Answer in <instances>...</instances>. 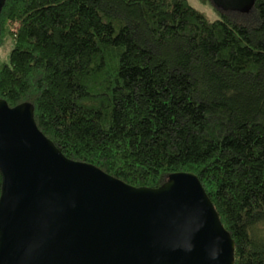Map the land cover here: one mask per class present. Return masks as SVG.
<instances>
[{
	"label": "trees",
	"instance_id": "16d2710c",
	"mask_svg": "<svg viewBox=\"0 0 264 264\" xmlns=\"http://www.w3.org/2000/svg\"><path fill=\"white\" fill-rule=\"evenodd\" d=\"M214 11L212 21L188 0H5L0 100L32 105L68 160L128 186L195 175L234 264H264V0L248 14Z\"/></svg>",
	"mask_w": 264,
	"mask_h": 264
},
{
	"label": "water",
	"instance_id": "95a60500",
	"mask_svg": "<svg viewBox=\"0 0 264 264\" xmlns=\"http://www.w3.org/2000/svg\"><path fill=\"white\" fill-rule=\"evenodd\" d=\"M211 2L239 14L256 4ZM0 175V264L235 263L234 241L195 175L138 189L72 162L39 131L30 104L0 100Z\"/></svg>",
	"mask_w": 264,
	"mask_h": 264
},
{
	"label": "rangeland",
	"instance_id": "374dc122",
	"mask_svg": "<svg viewBox=\"0 0 264 264\" xmlns=\"http://www.w3.org/2000/svg\"><path fill=\"white\" fill-rule=\"evenodd\" d=\"M188 2L194 9L204 13L210 20L213 21V20L218 19V15L214 11L213 5H211V4L210 5H202L198 0H188ZM11 47H12V43L6 45L5 48H7V50L10 48V50H11ZM0 53H1V50H0ZM8 57H9V55L6 58L7 61L9 59Z\"/></svg>",
	"mask_w": 264,
	"mask_h": 264
}]
</instances>
